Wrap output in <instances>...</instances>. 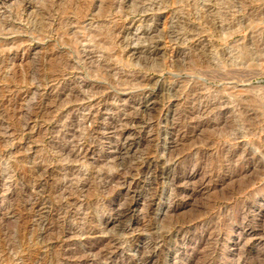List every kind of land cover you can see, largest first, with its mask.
Wrapping results in <instances>:
<instances>
[{"label": "rangeland", "instance_id": "374dc122", "mask_svg": "<svg viewBox=\"0 0 264 264\" xmlns=\"http://www.w3.org/2000/svg\"><path fill=\"white\" fill-rule=\"evenodd\" d=\"M0 264H264V0H0Z\"/></svg>", "mask_w": 264, "mask_h": 264}, {"label": "bare ground", "instance_id": "6f19581e", "mask_svg": "<svg viewBox=\"0 0 264 264\" xmlns=\"http://www.w3.org/2000/svg\"><path fill=\"white\" fill-rule=\"evenodd\" d=\"M77 157V156H76Z\"/></svg>", "mask_w": 264, "mask_h": 264}]
</instances>
